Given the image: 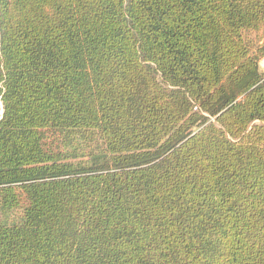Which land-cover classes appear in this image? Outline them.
Wrapping results in <instances>:
<instances>
[{"label":"trees","instance_id":"1","mask_svg":"<svg viewBox=\"0 0 264 264\" xmlns=\"http://www.w3.org/2000/svg\"><path fill=\"white\" fill-rule=\"evenodd\" d=\"M264 0H0V264H264Z\"/></svg>","mask_w":264,"mask_h":264},{"label":"crops","instance_id":"2","mask_svg":"<svg viewBox=\"0 0 264 264\" xmlns=\"http://www.w3.org/2000/svg\"><path fill=\"white\" fill-rule=\"evenodd\" d=\"M259 70L262 71V73H264V59H262L259 62Z\"/></svg>","mask_w":264,"mask_h":264},{"label":"rangeland","instance_id":"3","mask_svg":"<svg viewBox=\"0 0 264 264\" xmlns=\"http://www.w3.org/2000/svg\"><path fill=\"white\" fill-rule=\"evenodd\" d=\"M261 73H262V71H261ZM262 74H264V73H262ZM0 115H1V103H0Z\"/></svg>","mask_w":264,"mask_h":264},{"label":"water","instance_id":"4","mask_svg":"<svg viewBox=\"0 0 264 264\" xmlns=\"http://www.w3.org/2000/svg\"><path fill=\"white\" fill-rule=\"evenodd\" d=\"M1 115H2V112H1ZM1 115H0V119H1Z\"/></svg>","mask_w":264,"mask_h":264}]
</instances>
